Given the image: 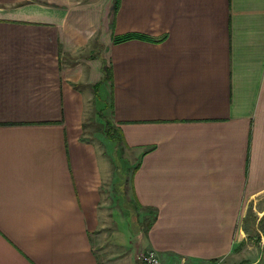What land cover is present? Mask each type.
Masks as SVG:
<instances>
[{
    "label": "crops",
    "instance_id": "0c3cea01",
    "mask_svg": "<svg viewBox=\"0 0 264 264\" xmlns=\"http://www.w3.org/2000/svg\"><path fill=\"white\" fill-rule=\"evenodd\" d=\"M113 1L0 0V264H264V0Z\"/></svg>",
    "mask_w": 264,
    "mask_h": 264
},
{
    "label": "rangeland",
    "instance_id": "374dc122",
    "mask_svg": "<svg viewBox=\"0 0 264 264\" xmlns=\"http://www.w3.org/2000/svg\"><path fill=\"white\" fill-rule=\"evenodd\" d=\"M95 94L97 96L100 95V97H102V99L104 98V100H107L108 103H111V99H110V95H109V90L105 88V86L100 85L96 91ZM102 104V101H99V99H95L94 104L92 105L91 108V118L93 117V122H89V129H88V133L89 135H91V137L95 140V142L98 144V148L102 151L101 153H103L104 156L108 157L110 160V166L112 168V179L113 177L116 175L115 173L117 172V167H116V163H119L121 160V157L118 156L117 153H115L114 155H112V148H111V144L114 145H118L121 146V143H119L117 140H115L114 142L110 141L107 137V129L106 131L104 130L106 128V123L108 124V120L112 122V118L109 117L108 114H111V110H106L108 107V105L104 108V109H100V106ZM109 108H111L109 106ZM108 111V112H107ZM104 114H107L106 116ZM108 126V125H107ZM114 134V133H113ZM106 137V138H105ZM122 156V155H121ZM127 161V155L125 154L124 157ZM125 160V161H126ZM133 162V161H132ZM130 163L127 162V164ZM117 176V175H116ZM125 178H122L121 180H123ZM120 192L121 194L125 193V187H120ZM124 197V196H123ZM125 197H127V193H125ZM139 256V255H138ZM138 256H137V260H138ZM138 263L140 264L139 260Z\"/></svg>",
    "mask_w": 264,
    "mask_h": 264
},
{
    "label": "trees",
    "instance_id": "16d2710c",
    "mask_svg": "<svg viewBox=\"0 0 264 264\" xmlns=\"http://www.w3.org/2000/svg\"><path fill=\"white\" fill-rule=\"evenodd\" d=\"M120 3H121V0H114L113 1L112 11L110 14L112 19H113L112 25H111L112 28H114V25H115V18H116L118 11L120 9ZM135 39L152 41L150 38H148L146 36L136 34V33H130V34H125V35H121V36H115L113 39V42L115 44H120V43H124L127 41L135 40ZM104 64H105V66L103 68V71H104L106 80L111 81L113 78L111 68L109 66H107L106 63H104ZM99 86L100 85H98L97 88ZM106 129H107L106 137L112 142L117 140L119 143H121V146H118L117 144L116 145H117V148L119 151H123V149H122V136L119 133V130L114 126V123L108 120V124L106 123ZM106 129H105V131H106Z\"/></svg>",
    "mask_w": 264,
    "mask_h": 264
},
{
    "label": "built area",
    "instance_id": "2783aa9c",
    "mask_svg": "<svg viewBox=\"0 0 264 264\" xmlns=\"http://www.w3.org/2000/svg\"><path fill=\"white\" fill-rule=\"evenodd\" d=\"M138 260L140 264H162L161 258L154 250L144 251L139 254ZM222 264V262L214 263Z\"/></svg>",
    "mask_w": 264,
    "mask_h": 264
}]
</instances>
